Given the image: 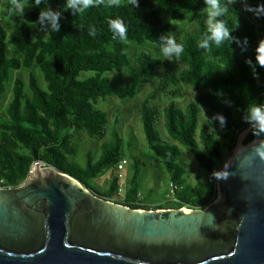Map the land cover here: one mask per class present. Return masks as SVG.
<instances>
[{
  "label": "trees",
  "instance_id": "obj_1",
  "mask_svg": "<svg viewBox=\"0 0 264 264\" xmlns=\"http://www.w3.org/2000/svg\"><path fill=\"white\" fill-rule=\"evenodd\" d=\"M67 0H41L36 6L28 0L27 11L11 14V0H0L15 32L0 22V103L13 84L7 117H0V185L16 187L30 175L34 163L55 167L78 179L101 197L134 209L204 208L218 196L217 184L210 182L211 173L222 170L224 151H233L239 134L252 123L248 107L264 105V15L257 16L248 7L264 4V0H237L229 4L226 21L231 39L211 51L198 46L207 30V16L201 15L192 31L176 39L184 45L180 57L155 58L148 44L160 50L161 37L179 30L175 22L188 19L187 12L205 11V0H139L133 8L127 0L120 7L104 4L77 14L66 7ZM59 13V31L49 21L41 24L42 10ZM165 16L173 21H166ZM120 20L127 29V40L112 39L110 21ZM33 25L47 36L34 37ZM96 36L89 35L90 28ZM139 50L131 54L132 46ZM13 48V50L11 49ZM38 67L44 84L35 73L27 83L14 73ZM87 74V76H84ZM156 79L155 89L143 100L141 120L149 149L161 160L179 185L175 200L167 194L161 202L147 205L140 198V176L146 164L134 155L132 172L127 178L123 200L117 199L120 185L119 164L125 159L126 140L118 126L111 124L107 111L99 107L108 98L121 100L138 96L142 85ZM191 87L197 101L180 106L182 86ZM160 96L170 97L163 110L153 105ZM201 106L206 120L200 123ZM219 117L224 118L221 124ZM163 125L169 136L164 139ZM85 133L91 139L104 140L101 154H87L84 164L76 161L80 140ZM264 139V133L250 132L249 144ZM187 147L204 179L193 184L187 167L181 161L182 148ZM111 170L106 190L94 181Z\"/></svg>",
  "mask_w": 264,
  "mask_h": 264
},
{
  "label": "water",
  "instance_id": "obj_2",
  "mask_svg": "<svg viewBox=\"0 0 264 264\" xmlns=\"http://www.w3.org/2000/svg\"><path fill=\"white\" fill-rule=\"evenodd\" d=\"M253 128L204 208L134 209L37 160L22 184L0 188V264H264V139L245 144Z\"/></svg>",
  "mask_w": 264,
  "mask_h": 264
},
{
  "label": "rangeland",
  "instance_id": "obj_3",
  "mask_svg": "<svg viewBox=\"0 0 264 264\" xmlns=\"http://www.w3.org/2000/svg\"><path fill=\"white\" fill-rule=\"evenodd\" d=\"M6 1L7 0H3V2ZM235 3H237V0ZM5 11L6 9L3 6L0 13V22L5 25V27L9 30V34L12 35L15 30L13 29L10 17ZM26 11L27 8H25L24 13ZM187 14L188 19L182 23L175 22L168 16L164 17L166 21H173L179 26V30L175 34L171 35L175 38V40L181 37L183 34L190 32L194 28H196L199 23V18L202 14L207 16L206 11L199 14L187 12ZM32 28L34 37L38 34H43L44 36H47V33L42 31L37 25H33ZM11 49L13 50V48ZM146 49L152 51L157 56L160 55V50L155 49L153 45L148 44L146 46ZM138 50L139 47L137 45H133L130 53L134 54ZM163 58L170 59L172 58V56L170 58ZM32 72L35 73L39 77L41 83L44 84L42 73L38 67H34L32 71L27 69L17 71L14 73V78L16 76L22 77L28 83ZM84 76H87V74H84ZM155 86L156 79L154 78L145 82L142 85L138 96L134 99L127 98L121 100L113 97L108 98L106 101H101L99 103V107L108 112L112 125L118 121V126L125 137V159H127L128 164L125 166L123 175L126 178L130 176L132 172V163L135 154H137V156L146 164L145 166H143L142 173L140 176V198L144 200L145 204L150 206L161 202L162 198L165 197L166 193L169 192V183L171 181V175L169 171L165 168L161 160L149 149L143 131V123L141 120L142 102L147 97V95L155 89ZM12 87L13 84L9 82L5 97L0 103V117H7V107L13 96ZM181 90L182 96L177 99L180 106L185 107L189 102L197 101V94L191 87L185 85L182 86ZM170 100V97L160 96L155 102H153V105L163 110L164 106H166ZM201 108L202 112L200 116V123L205 121L207 117L205 107L201 106ZM160 130H162L164 139L169 140L170 138L167 132L165 131L163 125L160 127ZM109 138L110 136L108 135L104 140H108ZM104 140L99 141L96 139H91L85 133H83L80 140L79 155L77 156L76 161L81 164H84L87 154L89 152H93L98 158L101 154V146ZM181 148L183 151L181 161H183L184 165L187 167V177L190 182L196 184L200 180L205 178L206 173L199 167L196 159L194 158L190 150L185 146H181ZM235 150L236 146L233 151H224L223 161L221 164L222 166L225 165V163L233 155ZM42 167H45V165L43 164ZM110 172L111 170L106 172V174H104L102 177L97 178L94 181V184L98 188L106 190L109 183ZM119 200H123V198Z\"/></svg>",
  "mask_w": 264,
  "mask_h": 264
},
{
  "label": "clouds",
  "instance_id": "obj_4",
  "mask_svg": "<svg viewBox=\"0 0 264 264\" xmlns=\"http://www.w3.org/2000/svg\"><path fill=\"white\" fill-rule=\"evenodd\" d=\"M236 0H205L206 14H207V30L200 40L198 46L200 48L211 51L213 45L219 48L225 40L231 39L230 30L226 21L217 19L225 17L229 14V4H234ZM36 6L41 4V0H34ZM127 3L133 7H138L139 0H127ZM104 4L106 7H120L121 0H67L66 7L72 9L77 14H83L86 10L92 7H98ZM28 5V0H11V7L9 12L15 15L23 16L24 10ZM248 11L255 13L257 16L264 15V4L257 7H248ZM59 13L52 11L50 8L42 10L39 16L41 24L45 20L49 21L53 31H59L58 24ZM110 29L112 31V39L119 38L123 42L127 40L126 26L120 20L110 21ZM96 29L90 28L89 35L95 37ZM162 44L160 46V55L155 58L176 57L182 56L184 53V45L177 43L175 38L171 35L161 37ZM264 64V59L259 61ZM221 124L224 118L219 117ZM248 121L254 125L255 134L264 133V105L256 104L248 107Z\"/></svg>",
  "mask_w": 264,
  "mask_h": 264
},
{
  "label": "built area",
  "instance_id": "obj_5",
  "mask_svg": "<svg viewBox=\"0 0 264 264\" xmlns=\"http://www.w3.org/2000/svg\"><path fill=\"white\" fill-rule=\"evenodd\" d=\"M127 164H128L127 159L122 160V162H120V164H119L120 178L121 179H120V185H119V188H118V196H117V199H122L126 195V191H127V178L123 175V171H124L125 166ZM31 172H32V170H31ZM219 175H220V171L219 172H216V173H211L209 175V177H208V179H209L210 182H213V183L217 184V187H218V178H219ZM0 188H5V187L3 185H0ZM179 189H180L179 185H177L175 182H170L169 183V192L167 194V198L169 200H175V201H177V199H176V193H177V191ZM181 208L189 209L188 206H184V207H181Z\"/></svg>",
  "mask_w": 264,
  "mask_h": 264
},
{
  "label": "bare ground",
  "instance_id": "obj_6",
  "mask_svg": "<svg viewBox=\"0 0 264 264\" xmlns=\"http://www.w3.org/2000/svg\"><path fill=\"white\" fill-rule=\"evenodd\" d=\"M243 148L242 146L239 147V149ZM41 164V163H40ZM42 165V164H41Z\"/></svg>",
  "mask_w": 264,
  "mask_h": 264
}]
</instances>
